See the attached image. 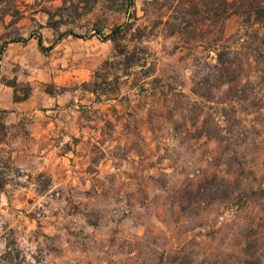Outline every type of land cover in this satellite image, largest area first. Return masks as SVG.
I'll use <instances>...</instances> for the list:
<instances>
[{"label": "rangeland", "instance_id": "1", "mask_svg": "<svg viewBox=\"0 0 264 264\" xmlns=\"http://www.w3.org/2000/svg\"><path fill=\"white\" fill-rule=\"evenodd\" d=\"M143 2L0 5L1 30L35 40L6 50L29 99L0 108V264H264V66L201 96L214 62L162 29L139 39Z\"/></svg>", "mask_w": 264, "mask_h": 264}, {"label": "trees", "instance_id": "2", "mask_svg": "<svg viewBox=\"0 0 264 264\" xmlns=\"http://www.w3.org/2000/svg\"><path fill=\"white\" fill-rule=\"evenodd\" d=\"M5 1L0 0V5ZM126 1L131 6L135 3V0ZM143 4V17L147 25L137 28L139 39L145 37L148 29H162L167 36L178 37L190 51L198 46L203 48L205 61L214 62H207L210 70L204 79L205 90L200 92L201 96L214 88L233 87L241 79L255 74L256 68L264 66V0H144ZM11 9H3L1 13L18 19L23 17L24 13L18 7L14 8L13 14H10ZM234 16H238L242 22L235 35L241 37L242 42L227 46L222 41L226 37L227 22ZM133 19L137 20V16L134 15ZM53 20L50 16V21ZM133 26V22L129 23L127 30ZM241 30H244L242 34ZM122 34L124 31L120 27L113 29L112 39L116 44ZM119 53L130 61V67L139 65L141 61L135 55H130L126 46ZM209 81L211 86L207 84ZM28 99V95L15 97L16 102ZM3 126L0 124V127Z\"/></svg>", "mask_w": 264, "mask_h": 264}, {"label": "crops", "instance_id": "3", "mask_svg": "<svg viewBox=\"0 0 264 264\" xmlns=\"http://www.w3.org/2000/svg\"><path fill=\"white\" fill-rule=\"evenodd\" d=\"M1 20V19H0ZM0 21V99L5 98L7 102L0 105L2 109L11 110V114L26 107L25 101H15V87L10 85L8 81L16 79L20 81L21 66L28 68L27 61L22 62L19 58H13L11 55L7 56L6 50H22L27 51L33 45L34 37L32 30H17V38L10 35L11 30H1ZM40 46L43 45L41 39L38 40ZM24 63V65H23Z\"/></svg>", "mask_w": 264, "mask_h": 264}]
</instances>
